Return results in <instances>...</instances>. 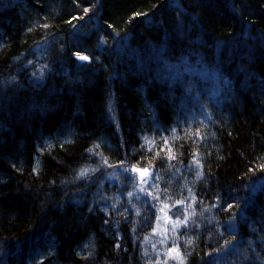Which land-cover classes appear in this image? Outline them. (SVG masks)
Wrapping results in <instances>:
<instances>
[{
	"label": "trees",
	"instance_id": "1",
	"mask_svg": "<svg viewBox=\"0 0 264 264\" xmlns=\"http://www.w3.org/2000/svg\"><path fill=\"white\" fill-rule=\"evenodd\" d=\"M81 1L19 0L0 13L1 86L8 73L25 74L12 62L47 36L60 40L52 44L56 62L42 65L51 84L80 67L64 78L67 90L53 84L40 106L46 114L30 109L24 79L14 83L26 101L2 102L0 242L9 240L16 254L8 259L45 264L53 252L46 264H263L264 0H190L194 16H177L182 6L168 0H85L100 4L95 28L75 22ZM104 26L131 29L140 47H157L148 53L156 54L158 76L179 80L192 100L176 99L143 65L122 60L126 46L114 48ZM248 36L259 40L251 52ZM76 52L92 60L79 65ZM178 59L179 69L171 64ZM214 64L230 78L245 72L239 90ZM154 110L160 130L143 121ZM133 169H151L150 180L132 177L140 172ZM36 235L43 241L31 245Z\"/></svg>",
	"mask_w": 264,
	"mask_h": 264
},
{
	"label": "bare ground",
	"instance_id": "2",
	"mask_svg": "<svg viewBox=\"0 0 264 264\" xmlns=\"http://www.w3.org/2000/svg\"><path fill=\"white\" fill-rule=\"evenodd\" d=\"M4 1L7 2L8 0H0V13H3V12L4 13L9 12L10 13L9 9L14 8V6H13L14 3H17L19 0H10L12 2V4L9 2L5 4V3H3ZM189 2H191V1L190 0H168L167 7L169 5V6H172L173 8L174 7L180 8V5H181L182 11H181V13H176V15L177 16L191 15V13H193V12L190 11V6H188ZM99 6H100V4L99 5L97 4L96 6L93 7L91 1L85 2V0H84V1L79 2L78 4L75 5L76 11H74V12L79 13V16L74 14V15H76L75 16V22H79L80 25L88 24V26H90V28L97 27V24L94 21L96 19V17H95L96 12L100 9ZM194 15L195 14H193L191 16H194ZM103 29H104V32L109 35V40L113 43L114 48L126 46L127 54H124L122 52L119 53L122 56V60L128 61L131 64L136 63L137 65H139V64L143 65L145 73L149 76L156 75L157 82L160 83V85L162 86L163 89H165V87L170 88V90H171L170 93L172 94V96L175 95L176 99H178L179 97L182 98L183 99L182 101L185 104L187 103V100H192V97L189 96V94L183 95V93L180 89L181 88V82L179 80L176 81L174 79L173 84L170 85L169 81L166 82L163 78L158 76V66H157L158 63L156 60V54L152 55V54L148 53V52H150V49H154V53L157 52V49H156L157 47H155V46L151 47L150 44H148L146 46L144 45L143 48L140 47L139 44L136 43L137 40L134 42L132 41L134 33L132 32L131 29H127V28L126 29H121V28L119 29L115 26H104ZM98 30H99V32H101L100 28ZM169 33H170L169 31H166L164 34H169ZM173 34H175V32ZM99 36H101V34H99ZM57 38L58 37L55 35L54 36H47L46 38H40L36 42L32 43L28 49H25L22 52L20 57L15 58L18 60H16L15 62H12L13 65L18 70H23L26 67L25 74H27V72H28V75L25 76V74L22 72H19L20 74L18 75L17 71L15 74L13 72L8 73L10 76L9 77L10 83L6 84V86L0 85V108L3 107L2 102L4 100L11 99V101H12L14 99V97H15V100H16L18 105H20L21 103H19L17 101V99L22 103L26 101V99L28 97L26 99H24V97H20L18 95L19 93L21 94V92H22V90H21V92H19V89L23 85L22 84L23 79L27 81L26 83H30L29 88L26 89L28 91H26L24 93L30 95L29 97L32 100V103L29 104V107H30V109H33V110L35 108L39 109V108H41L40 106L44 105L43 101H46L47 95L52 92L53 84L58 83V84H60L61 89L67 90L66 87H68L69 84L64 86V84H63V83H65L64 78L67 79L68 78L67 75H71L70 79L74 78V75L80 71V67L77 64H75L72 67V71L69 72V74H67V75H62L60 77L52 76V84L50 83L51 78L50 79H49V77L47 78L46 72L44 71V69L42 67V65L44 63H46L47 61L56 62V61H54V59H57V58H55L53 56V54H51V52L54 50V45L52 46L53 43L57 44V47H59L58 42L60 40H59V38L58 39ZM3 40H4L3 38L0 39V41H3ZM131 42H133V43L131 44ZM245 42L248 43L247 52H249V51L251 52L252 50L255 49V47L259 46L258 38H253L252 36H248V38L245 40ZM184 45L186 46V44H184ZM140 49H142V50H140ZM235 49H236V51H240L241 50L240 45H238L236 48H234V51H235ZM185 50H186V48L182 49V52H185ZM80 53L82 55L90 56L88 52H80ZM27 59L32 60L35 63L27 65L26 64ZM245 59L246 58H244L243 60H245ZM68 60L69 59L65 56L64 58H62V60L60 61L59 64H62V67H64L68 64ZM183 60L178 59V61H175L174 64L172 61L171 64H172V66H174V68L179 69L182 66H184ZM238 60H239V58H236V61H238ZM85 62H87V61H80L79 60V65L83 64ZM214 65L216 66L214 68L215 72H217L218 75H221L222 77H224L225 74L227 73L226 77H227L228 81L233 79L234 80L233 86H235V88L237 90H239V87L237 84V75L245 74V72L241 68L236 69V72H234V73H238V74L236 76H233L230 78V76L233 75L232 74L233 72L231 70L224 71V67L222 65H216V64H214ZM233 70H235V69H233ZM76 78L78 79V77H76ZM13 79H15V80H13ZM17 79L20 80V82H21L20 87L14 83V82H16V83L19 82ZM26 83H24V84H26ZM171 86H172V88H171ZM44 95H46V97H44L42 99V101L40 102V104H38V97H43ZM49 97H52V95ZM239 97H240V95H239ZM30 111H32V110H30ZM39 111L42 114L47 113L46 109L41 108ZM143 121H144L146 126H149L152 124V126L156 130H160L163 127V124H162L160 117H159V111H156V110L153 111L152 117L150 118V120L144 119ZM57 135H59V134H57ZM151 171L152 170L149 169L148 173L146 175V172L141 170L138 173H134L132 175V177H134V178H139V177L143 178L144 177V178H146V180L149 181L151 178ZM261 172H263V171H261ZM77 179L81 180L80 175L77 176ZM74 183H77V181L75 179H74ZM99 196H100V194L98 195V192H94L93 196H91L90 198H91V200L94 201V200H98ZM157 197H159L158 194H157ZM246 197H247V193L241 195L238 198L239 203H241ZM91 203L92 204H89L90 206L87 207V210H89L90 212L93 213V211L97 207H96L95 203H93V202H91ZM157 204L160 205L158 200H157ZM158 213H159V210H158V208H156L154 210V212L152 213V217L156 216ZM246 214L249 216L255 215V213H252L249 211H246ZM245 224H247V223H245ZM239 229L242 231V233L245 236L249 231V228H247V227H242ZM42 241H43V237H41L40 235H36L34 237V239L31 240V242H32L31 245H34V244L42 242ZM10 243H9V240L8 241L2 240L0 242V248H2L0 251V264H14L15 263V261H11L8 259V258H14L15 259V257H16V254H14L13 252H11L12 255H9V252H10L11 246H12V245H10ZM263 254H264V252H263ZM54 258H55V254L53 252L47 253L45 255V260H46V261H44L45 264L46 263H53ZM32 260H33V258H32ZM41 262H43V261H41ZM17 263L18 262H16V264ZM251 264H256V263L253 261Z\"/></svg>",
	"mask_w": 264,
	"mask_h": 264
},
{
	"label": "snow or ice",
	"instance_id": "3",
	"mask_svg": "<svg viewBox=\"0 0 264 264\" xmlns=\"http://www.w3.org/2000/svg\"><path fill=\"white\" fill-rule=\"evenodd\" d=\"M87 11V10H86ZM137 15H139V14H137ZM80 61H87V62H90L91 60H92V57H90V56H87V55H82L80 52H76L75 54H74ZM98 59V58H97ZM29 63H31V62H29ZM198 165H199V160H196L195 161ZM123 163V162H122ZM13 167H15L14 165H13ZM261 169H264V164H261L260 166H259ZM133 171H141L140 169H133ZM144 172H147V169H144L143 170ZM81 175H83V172H81ZM128 195L129 196H131L132 195V193H128ZM145 195L147 196V195H149V193H145ZM218 198V197H217ZM233 207V205L232 204H228L227 205V208H229V209H231ZM105 223H107V221H105ZM185 223H187V221H185ZM229 227H231V228H233V230L235 229V225L234 224H230L229 225ZM228 244H229V242L228 241H225V247H227L228 246ZM85 247H87V245H85ZM117 247H119V245H117ZM170 251H172V252H176L177 250L175 249V248H173V249H171ZM216 251H221V249H217ZM177 255H178V253H177ZM181 264H183V261H181Z\"/></svg>",
	"mask_w": 264,
	"mask_h": 264
}]
</instances>
